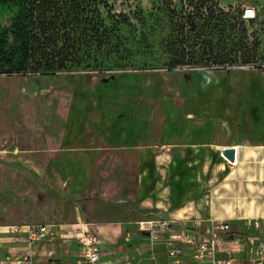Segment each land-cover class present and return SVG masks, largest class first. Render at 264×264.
I'll list each match as a JSON object with an SVG mask.
<instances>
[{
    "label": "rangeland",
    "instance_id": "374dc122",
    "mask_svg": "<svg viewBox=\"0 0 264 264\" xmlns=\"http://www.w3.org/2000/svg\"><path fill=\"white\" fill-rule=\"evenodd\" d=\"M50 1L47 9L63 35L58 46L66 42L72 45L74 60L64 69L47 71L38 57L22 60L13 28L23 7L33 0H0V41L5 51L0 55V151H15L11 157L19 167L9 197L0 200V224L46 222L51 217L53 205L32 182V173L22 168L23 163L45 164L34 155L49 147L126 142L139 118V108L151 103L186 112L195 143L237 148L235 162L215 155L209 146L203 154L193 151L185 158L178 151L177 160L173 155L177 151L161 150L159 170L168 172L170 159L193 170L190 178L197 179L196 174L201 178L203 172L202 180H194L186 189L194 201L219 199L220 208L227 213L238 214L245 206L264 211V0H235V4L234 0H207L205 15L208 7H217L229 14V23L226 28L214 21L204 24L197 46L183 41L182 18L193 10L180 0ZM243 4L255 8L256 18L245 21L240 17ZM94 24L98 26L93 32L89 26ZM241 28L248 31L250 46L260 43L249 63L234 55L223 58L238 40ZM226 35L228 46L224 43ZM172 45L187 49L189 65L172 66ZM225 59L228 65L223 68L208 67L221 65ZM239 150L241 164L236 167ZM254 151L257 154L249 156ZM156 152L158 155L159 150ZM151 178L154 172L144 163L142 189L148 193L147 201L153 198V185L148 191L154 181ZM161 184L158 180V187ZM170 190V186L165 189ZM198 206L202 205L191 203L189 210ZM212 206L220 210L215 201ZM182 208L180 205L177 210ZM148 214L150 217L138 222L161 217L177 229L184 224L212 222L174 221L163 214ZM215 221L229 224L226 235L233 233L235 238L245 239L244 250L233 253V257L247 256L246 243L252 240L258 244L264 234L261 224L254 229L248 220ZM259 232L262 235L257 242L253 236ZM67 236L63 232V238ZM73 236L68 243L62 241V235L52 243L60 247L71 242L79 245ZM159 244L163 245L153 244L147 237L143 248L152 253L153 246Z\"/></svg>",
    "mask_w": 264,
    "mask_h": 264
},
{
    "label": "crops",
    "instance_id": "0c3cea01",
    "mask_svg": "<svg viewBox=\"0 0 264 264\" xmlns=\"http://www.w3.org/2000/svg\"><path fill=\"white\" fill-rule=\"evenodd\" d=\"M233 3L235 4V0ZM138 112L139 118L134 123L135 129L133 128L126 142L107 141L100 145L79 146L69 144L59 148L42 149L40 154L26 151L28 155L35 154L34 156L42 163L46 161L39 166L24 163L21 166L26 172L32 173L30 174L33 177H30L32 182L37 188H41L54 209L46 222L0 224V259H7L16 249L30 252L36 264H82L79 258L80 247L76 242H71L65 247L56 246L51 241L34 244L31 247L14 243L17 228L30 224H56L64 228L80 222L88 224V227L96 231L100 237L103 253L99 264L168 261L164 244L153 246L152 253L143 248V242L147 237L139 232L137 222L144 217H150L148 213L163 214L161 216L173 220L193 219L209 222L258 219L261 221L262 229L264 228L262 208L251 206L248 209L250 206H245L238 214L227 213L224 207L220 208V201H217L219 199L215 198L214 201L220 210L212 206L214 204L212 198L194 201L187 195V186L194 180H202L204 173L201 170V178H198V174L197 179L190 178L193 170L189 171L185 164L183 166L173 164L170 159H168L170 170L168 172L164 169L159 170L162 160H158V156L162 157L161 150H169L170 153L172 150L177 151L173 154L177 160L178 151L179 155L185 158L193 151L203 154V150L209 146L213 148L210 151L218 156L223 155L222 150L225 146L215 144L218 147L215 148L213 144L195 143L193 134L189 132L190 121L186 112L175 106L144 104ZM156 150H159L158 155ZM240 150L236 167L241 164ZM252 152L249 156L257 154L255 151ZM11 154L16 152L0 151V200L9 197L19 168ZM144 163L149 165L151 172H154V178H151V181H154L148 187L149 191L153 185V198L148 201L146 200L148 193H143L142 189ZM225 166L226 164L223 165L224 168ZM164 178L169 184H166L167 182L163 184ZM158 180L162 181L160 187L157 185ZM169 186L170 193L165 191ZM143 203H146V206H143ZM191 203L202 206L191 211L189 210ZM180 205H183L184 209L181 212L177 210ZM209 225L210 223H204L203 229L206 230ZM259 233L258 236H253L257 242L262 235ZM198 238L202 239V235L199 234ZM235 258L238 259L237 264H246L245 254ZM185 264L190 262L186 261Z\"/></svg>",
    "mask_w": 264,
    "mask_h": 264
},
{
    "label": "built area",
    "instance_id": "2783aa9c",
    "mask_svg": "<svg viewBox=\"0 0 264 264\" xmlns=\"http://www.w3.org/2000/svg\"><path fill=\"white\" fill-rule=\"evenodd\" d=\"M241 8L244 20L249 21L256 18L255 8L246 4H243ZM250 222L254 229L260 227V220L256 219ZM138 228L153 244L163 243L167 249V262L144 264H185L186 261H189L190 264H237L238 259L232 255L244 250L245 239L228 237L226 234L230 232V226L223 221L212 220L206 230L203 229L201 222L195 225L184 224L182 228L177 229L168 219L155 217L138 222ZM165 231H169L168 235H164ZM63 232L68 236L63 238ZM199 234L202 235V239L198 238ZM61 235L64 243L70 242L73 235L76 236L82 264H99L103 253L100 237L96 231L90 229L88 224L83 222L67 228L46 223L25 225L17 228V236L13 242L31 247V245L42 242H53ZM252 242L249 240L246 243L247 256L244 262L246 264H264V234L258 244ZM11 254L5 260L0 259V264H36L30 252L15 249Z\"/></svg>",
    "mask_w": 264,
    "mask_h": 264
},
{
    "label": "trees",
    "instance_id": "16d2710c",
    "mask_svg": "<svg viewBox=\"0 0 264 264\" xmlns=\"http://www.w3.org/2000/svg\"><path fill=\"white\" fill-rule=\"evenodd\" d=\"M187 6L191 7L193 12H190L186 17H183V41L191 42L193 46H197L198 40L204 35L202 28L204 24L210 21L219 22L221 26L225 27L228 25L229 14L225 13L221 9L214 10L212 6L208 7L210 10L206 11L208 15L204 13V7L206 6L207 0H180ZM31 5L24 6L21 15L17 17L13 24L14 31L20 42V48L18 50L23 61H28L31 58L38 57L40 61L44 62L41 65L47 71L54 69H64L68 62L74 60L72 45H65L59 47V41L62 39L60 28L56 24V19H51L50 10L47 9L51 3L50 0H33L30 2ZM240 17L243 19V11L241 8ZM56 16V15H54ZM252 20V19H251ZM246 21V20H245ZM250 21V20H249ZM98 26L94 24V28ZM189 26V29L187 27ZM224 31V28L222 29ZM99 33V28L96 29V34ZM238 40L233 42L229 52H225L223 58L234 55L235 58L243 59L245 63H249L250 59L256 55L260 43L255 42L250 46L248 31L245 28H241ZM227 35L225 36L224 43L226 46L229 45ZM182 41V42H183ZM181 42V43H182ZM5 54L2 42L0 41V55ZM190 54V53H189ZM188 51L183 46L176 47L172 45V56H173V67L187 66L190 64V56ZM226 59L220 61L221 65H208V67L223 68L227 66ZM230 238H235V234L231 233L228 235Z\"/></svg>",
    "mask_w": 264,
    "mask_h": 264
},
{
    "label": "water",
    "instance_id": "95a60500",
    "mask_svg": "<svg viewBox=\"0 0 264 264\" xmlns=\"http://www.w3.org/2000/svg\"><path fill=\"white\" fill-rule=\"evenodd\" d=\"M222 154L231 162H235L237 159V150L236 147L233 145L225 146L222 150Z\"/></svg>",
    "mask_w": 264,
    "mask_h": 264
},
{
    "label": "bare ground",
    "instance_id": "6f19581e",
    "mask_svg": "<svg viewBox=\"0 0 264 264\" xmlns=\"http://www.w3.org/2000/svg\"><path fill=\"white\" fill-rule=\"evenodd\" d=\"M174 221H177V220L174 219Z\"/></svg>",
    "mask_w": 264,
    "mask_h": 264
}]
</instances>
